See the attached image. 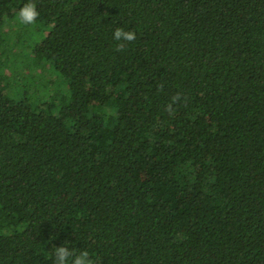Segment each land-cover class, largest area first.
<instances>
[{
	"label": "trees",
	"instance_id": "obj_1",
	"mask_svg": "<svg viewBox=\"0 0 264 264\" xmlns=\"http://www.w3.org/2000/svg\"><path fill=\"white\" fill-rule=\"evenodd\" d=\"M27 2L0 0V264H264V0H33L37 44Z\"/></svg>",
	"mask_w": 264,
	"mask_h": 264
},
{
	"label": "clouds",
	"instance_id": "obj_2",
	"mask_svg": "<svg viewBox=\"0 0 264 264\" xmlns=\"http://www.w3.org/2000/svg\"><path fill=\"white\" fill-rule=\"evenodd\" d=\"M17 16L21 24L26 26L35 25L40 16V12L36 3H34L33 0H28V2L19 9ZM113 39L120 42L117 44L116 50L123 51L126 47V43L132 42L136 39V33L135 31L125 30L122 27H118L113 32ZM159 88L162 89L163 85H160ZM181 99L182 96L180 93H177L172 97L171 102L168 103L166 109L169 114H172L174 111L173 106L177 102H180ZM55 264H92V260L87 250L81 251L77 254L73 249L61 245L55 250Z\"/></svg>",
	"mask_w": 264,
	"mask_h": 264
},
{
	"label": "rangeland",
	"instance_id": "obj_3",
	"mask_svg": "<svg viewBox=\"0 0 264 264\" xmlns=\"http://www.w3.org/2000/svg\"><path fill=\"white\" fill-rule=\"evenodd\" d=\"M16 22H18L19 25L26 26L24 24H21L19 20H17ZM30 26L31 28L28 29L26 36L30 38L33 44H37L38 42H40L43 39V37L47 34V32L50 30L48 26H46L45 24H40V23H36L35 25H30ZM53 68L51 70L52 72H53Z\"/></svg>",
	"mask_w": 264,
	"mask_h": 264
}]
</instances>
